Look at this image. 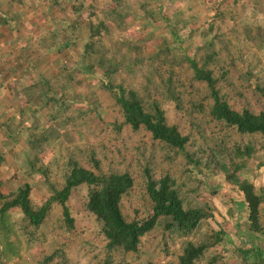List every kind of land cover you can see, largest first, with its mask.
<instances>
[{"label":"trees","instance_id":"trees-1","mask_svg":"<svg viewBox=\"0 0 264 264\" xmlns=\"http://www.w3.org/2000/svg\"><path fill=\"white\" fill-rule=\"evenodd\" d=\"M37 1L36 13L27 0H0V55L15 62L0 64V170L20 175L9 189L0 179V264H69L72 240V251L97 249L101 264H129L157 226L181 238L168 264H227L232 252L264 264V247H229L223 228L245 223L241 238H264V183L255 184L250 166L254 158L264 169V62L248 55L264 46V0H216L186 17L165 13L158 0ZM132 22L141 31L134 39L125 30ZM23 23L29 29L20 31ZM31 53L73 58L44 71ZM79 71L98 73L92 115L78 102ZM91 117L108 128L103 141L92 140ZM71 131L78 138L69 139ZM160 150L163 160L182 159L181 171L211 194L203 180L221 173L225 213L195 201V187L162 165ZM134 193L126 212L122 202ZM76 213L90 228L75 231ZM53 237L57 245L48 244Z\"/></svg>","mask_w":264,"mask_h":264},{"label":"rangeland","instance_id":"rangeland-1","mask_svg":"<svg viewBox=\"0 0 264 264\" xmlns=\"http://www.w3.org/2000/svg\"><path fill=\"white\" fill-rule=\"evenodd\" d=\"M197 2L196 6L194 5L192 8L188 9V7L186 6V2H191V0H174L173 3L169 2L168 0H158V2L160 4L163 5L164 11L165 13H171L174 10L179 9L182 14H184L183 16L186 17L187 16V12L192 11V12H197V10H200L203 8V10H206L209 8V6L211 7V4L216 1V0H195ZM37 0H27V4L29 6L30 10H34V12L37 13V10L39 11V9H37ZM148 5L152 4V0H148ZM203 16V13H201ZM133 23V22H132ZM37 25H40L41 22L39 20H37L36 22ZM23 29H29V23L28 24H24L20 27V31H22ZM143 29V28H142ZM126 32H128L130 35H132L133 39L138 37L141 34V31L136 30V26H134V23L132 25H128L125 28ZM141 30V29H140ZM150 43L146 44V46H148V48H150ZM4 49L8 50L10 56L13 55V52L10 50V46L9 45H4ZM250 52L255 53L256 57L258 59H260L261 62H264V46L263 47H259V46H252L249 48V52L248 55H250ZM15 53H17V51H15ZM19 53V52H18ZM32 56L37 57L36 60H39L37 65H34L35 68L37 66V68H39L40 70H51L54 68V66L57 63H61L64 64L66 66H68L69 62L72 60V54H67L64 55V53H60V54H56V55H51V58H40L39 54L37 53V55H35L34 53H31ZM76 54H78L76 52ZM20 59H22V56H20ZM0 64H15V62H13L12 60H5V57L3 55H0ZM78 77L81 80L80 83L76 84V91L77 93H79L78 96V102L80 103V107L84 110H86L90 115H92V112L90 110V102L92 99H90V97L92 96L93 92H94V85L95 82L98 78V73L94 72V73H87L84 74L83 72H78ZM12 94L15 93L16 88L12 87ZM78 95V94H77ZM5 100L4 98L2 99V97L0 98V114H2L3 112V108L5 104H1L2 102L4 103ZM6 102V101H5ZM11 102V101H10ZM109 117L108 116H104V119L107 120ZM89 123L93 126V132H92V137H94L92 140L94 142H99L100 140L103 141L104 137H105V131H108V128L105 126V124L101 121H97L94 120L93 117H91V119H89ZM188 130V125L186 123V125H183V132H186ZM194 131V130H192ZM191 131V132H192ZM69 137V139H75L78 138L75 133L68 132L66 133ZM194 136H196V133H194ZM217 141L218 136H215ZM196 138L198 139V137H195V143L196 142ZM252 142L254 141V143H258L257 141H260V138H258L257 136H253L251 137ZM199 140V139H198ZM107 151L112 149V144L108 143L107 144ZM256 148V146H255ZM96 155L101 157L103 156L101 152H96ZM158 155V159L161 161L162 165H164L166 168L170 167L171 172L174 171V176L177 177V175L179 174L178 172H180V178H184L186 179L187 182H189V186H194L195 187V191H189V195L194 197V200L197 202H201V200L203 198H205L206 200L208 199L210 202H212L213 204H215V207L222 213H225V207L226 205L223 203L224 197L223 195L225 194L228 195V187L225 184V181L223 180V177L221 175V173H216L214 180H208L207 178H205V180H203V183L205 185L211 186L212 189L217 192L215 194H211L209 193L210 191H206L203 187V184H201L200 182H198L195 178H193L189 172L184 171L182 172L181 170L184 167V163L182 159H179L178 157L173 159V161H167L163 160V151L160 150ZM256 156H258L256 154ZM204 157V154L202 155L201 158ZM218 158L223 159L224 157L221 155H217ZM226 160V158H224V161ZM256 159H252V163H251V169L253 168L256 172V177H255V184H257L258 182H260V180H263L264 183V169L261 167V169H256L254 168V162ZM106 160H103L102 163H105ZM160 163V165H161ZM216 170V169H215ZM11 172V170H10ZM178 173V174H177ZM9 177L4 176V171L0 170V179L2 181V178L4 179V181L2 182V186L5 187L4 189H9V186H13L15 185V183L19 182V177L20 175L18 173H15L14 177H12V173L7 174ZM2 177V178H1ZM178 178V179H180ZM18 184V183H17ZM31 197L35 200H39L41 198V195H39V192H37V190H35L34 188L31 191ZM80 202H81V198H73L72 200V207L73 208H78L79 210H81L80 208ZM137 203V197L134 194H132V196L127 197L126 199L123 200L122 202V206H123V210H129L131 208V206H135ZM128 206V207H127ZM127 212V211H126ZM129 214V213H128ZM75 231H78L81 228H90V224L88 219L86 220L85 218L80 217L79 213L75 214ZM245 223H240L238 224V226H234L233 222L231 221H226L225 223H223V228H225L227 230V232L229 233V237H230V241L228 242V246L231 247L233 245V243H239V242H243L245 244V246H249L250 244H254V245H259L260 247H264V238L259 235L258 233H251L250 235H248L247 239L245 238H241L240 234L243 232V228H244ZM201 231H204L205 226L201 225ZM239 231H241V233H239ZM89 233H92L89 231ZM94 242H100V236H97L95 234H89ZM170 238V239H169ZM190 238H195V235H191ZM181 238L177 237V236H172L169 237L165 234V232H162V228L160 226L157 227H153V229H151L148 233L144 234L143 236H141V244H140V252L138 253V255H130L127 257V261L129 264H136L138 262H143L146 261L149 264H168L166 263V261L168 260V256H169V252L171 250H175L177 248V246L179 245ZM48 244H53V245H57L58 243V238H52L49 241H47ZM73 244H70V248L71 250L66 252L67 253V257L69 259V264H101L100 262V255L97 249L95 250H89L87 248V246H83V247H79V249L77 251H72L73 248L77 247L76 243L74 240H72ZM49 248V247H48ZM48 250V249H47ZM212 250V249H211ZM36 250H34V248H32V250H30V254L36 255ZM229 253V252H228ZM230 254V253H229ZM229 260L227 264H244L241 261V255H239L238 253H231L229 256ZM146 262H143V264H148ZM199 264H203L202 261L201 263L199 262ZM216 264V263H215Z\"/></svg>","mask_w":264,"mask_h":264}]
</instances>
